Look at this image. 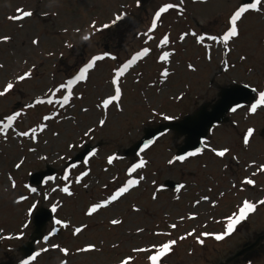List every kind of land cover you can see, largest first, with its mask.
Masks as SVG:
<instances>
[{
    "label": "rangeland",
    "instance_id": "rangeland-1",
    "mask_svg": "<svg viewBox=\"0 0 264 264\" xmlns=\"http://www.w3.org/2000/svg\"><path fill=\"white\" fill-rule=\"evenodd\" d=\"M162 2L178 3L179 0H146L139 6L136 0H0V36L10 37L8 42L0 41V65H3L0 68V91L9 81L14 82L13 89L0 96V120L12 111H20L24 104L67 78L82 60L91 55L108 51L117 57L116 61L108 58L97 61L86 82L74 86L73 99L64 108L44 104L23 109V114L13 122L17 130H27L39 123L42 115L57 111V116L44 122L47 127L37 133L36 143L28 138L15 137L10 129L5 134L6 140L0 135V262L16 260L19 264L22 258L18 246L31 233L34 210L40 206L51 209L53 204L58 205L54 217L67 220L69 227L55 226L51 220L45 235L53 226L57 227V233L47 242L42 240L36 244V252L41 247L48 250L39 253L30 264H60L61 260L66 264H118L129 254L133 258L131 264H147L146 256L151 253H133V247H147L158 241L175 239L193 229V236L178 241L173 251L162 258L163 264H219L249 244L254 236L264 233V206H257L222 240L202 237V245L195 240L201 232H222L226 223L223 218L235 211L240 201L255 202L264 198V173L253 177L251 173L255 166L245 168L251 161L264 163V107L248 113L249 102L228 113L227 122L211 129L206 141L211 147L227 146L230 151L224 158H218L204 148L195 157L169 165L167 161L175 156L174 151L183 138L174 136L171 131L154 140L139 157L137 154L128 158L121 156L120 151L138 140L143 129L182 118L203 102L213 101L220 87L232 83L253 87L264 84V7L260 12L249 11L238 22L240 35L229 41V53L223 52L222 44L205 41L211 45V59H208L203 45H197L191 36L181 42L179 33L192 30L199 34L205 29L210 33L220 32L227 14L240 0H184L182 13L169 10L162 14L157 28L149 34L153 39L145 45L143 33ZM17 8L30 11L32 15L20 21L8 19L17 14ZM120 11L129 18L125 15L121 21L112 24L113 15ZM92 21L98 28L103 23L110 26L93 33L88 41H82L81 36L92 31L89 27ZM165 32L170 37L169 45L157 49L155 45ZM32 39L39 43L32 45ZM66 44L72 47H66ZM144 46L149 47L151 53L137 61L120 80L123 95L119 103L123 111L117 112L114 105L107 109L97 108V102L111 91L112 68ZM161 50L173 53L169 63L157 60ZM240 55H245L246 59L240 61ZM225 62L229 65L227 70L224 69ZM188 64H192L194 70L189 69ZM33 65L36 67L31 78L16 83L15 76ZM165 68L169 75L161 82L159 72ZM77 93L80 99L75 98ZM62 94L58 93L56 98ZM84 108L87 111H81ZM154 109L156 114H153ZM164 116L170 119L166 120ZM105 117V125L99 126L98 120ZM87 127H94L95 131L90 137H83L82 132ZM248 128H252L253 133L245 146L242 133ZM53 132L58 135H52ZM68 143L75 146L68 149ZM85 143L100 145L95 147L97 152L89 158L87 165L82 161L69 169L72 195L60 192L59 188L65 184L60 177L67 160ZM30 147L36 151L29 152ZM113 154L118 158L108 164L106 158ZM232 155L237 156L238 163L231 160ZM40 156L46 159H39ZM60 156L63 159H59ZM21 157V167L14 168ZM141 158L147 163L131 178L143 176L144 179L117 201L90 217L85 216L88 204L105 198L120 186L129 178L127 167ZM47 164L56 168L53 179L39 186L29 184L30 173L44 169ZM85 170L88 175L76 184L75 176ZM9 175L16 182L15 188L11 186ZM113 176L118 179L113 181ZM244 176H249L255 183L245 185L244 191H240L239 181ZM164 178L179 181L184 187L179 192L163 189L161 182ZM25 184L36 187L37 193L27 192ZM153 192H156L155 200L152 199ZM221 192L224 193L222 197ZM43 193L48 194L47 200ZM18 195H26L28 199L17 204ZM202 195L209 196V201L194 204ZM212 201L216 204L213 205ZM32 203L36 207L28 214L27 208ZM133 205L140 211H132ZM189 213H195V219H189ZM180 217L184 219L180 220ZM111 219H119L121 224L111 225ZM25 221L27 226L21 228ZM81 223L87 227L73 236L72 228ZM173 223L175 229L167 227ZM207 223L209 225L205 226ZM137 228L143 231L137 233ZM20 231L23 235L15 238ZM156 232L169 235L156 236ZM5 236L13 238L5 239ZM87 243L95 244L96 249L75 251ZM51 244L66 248L68 254L52 249ZM248 254H251L250 260L244 261ZM228 264H264V240Z\"/></svg>",
    "mask_w": 264,
    "mask_h": 264
},
{
    "label": "snow or ice",
    "instance_id": "snow-or-ice-1",
    "mask_svg": "<svg viewBox=\"0 0 264 264\" xmlns=\"http://www.w3.org/2000/svg\"><path fill=\"white\" fill-rule=\"evenodd\" d=\"M184 0H179L178 3L173 2H162L159 7L156 8L154 11V14L151 17V23L147 28V31L143 33V35L146 37L144 40V44L147 45L148 41L153 39L152 35H149L152 33L156 28L158 21L161 19L162 14L167 13L169 10H177V14H180L184 11L182 5ZM137 5L141 3V0H136ZM262 7H264V0H240L239 4L234 7L233 10H231L226 18L225 23L218 33H210L207 29L202 30L199 34H197L196 31L188 30V31H182L179 33V41L183 42L187 36H191L194 38L195 43L197 45H203V48L205 49V56L208 59H211L210 56V48L211 45L209 43H205V41L208 42H214V43H220L223 45V52L225 54L229 53L231 49L229 48L228 44L229 41L235 40L239 38L240 31H239V25L238 22L243 18V16L251 12H260ZM16 15L8 17V19L12 21H20L24 18L30 17L32 13L30 11H25L20 8L16 9ZM47 15V14H45ZM126 15L125 12L120 11L118 14L113 15V19L111 21L112 24H115L117 21H121V19ZM109 23H103L98 27H96V22L92 21V23L89 25L90 29L92 30L90 33L84 34L81 36L82 41H88L90 39V36L100 31L101 29H107L109 28ZM75 31L79 32V29H76ZM137 35H140V33H137ZM10 40V37L0 36V41L8 42ZM170 37L167 32L163 33V35L159 38L158 43H156L155 47L157 49H162V46L169 45ZM39 42L37 39H32L31 44L37 45ZM66 47L71 48V44H66ZM151 53V49L147 46L139 48L138 51H135L130 58L124 60L123 62H117V65L114 66L111 70V78H110V85H111V91L110 93L100 99L96 107L107 109L110 105H114L115 110L117 112L123 111V108L119 101L122 98L123 92L122 88L120 86V80L125 75L128 70L137 63V61L147 57ZM173 53L171 51L167 50H161L157 56V60L164 63H169V58ZM51 55V53H49ZM105 58H108L110 60L116 61L117 57L112 55L108 51H103L100 54H93L90 56V58H87L85 60H82L79 64V66L75 69L73 73H70L67 78H64L61 80V82L55 84L52 88L48 89L47 92L42 93V95L36 96L34 99L31 100L30 103H26L23 106V109H29L36 105H58L59 108H64L66 105L70 103V101L73 99L74 94V86L78 85V82H86L88 79V76L90 75V70H94L95 63L97 61H103ZM240 61H244L246 59L245 55H240L239 57ZM3 65H0V68H2ZM36 65H33L31 68H29L26 71H23L22 74H18L15 76L14 80L16 83L22 82L26 79H30L33 71L35 69ZM187 67L189 69H193L192 64H188ZM229 65L227 62L224 63V69L227 70ZM169 75L168 70L165 68L159 72V77L161 82L164 81V79ZM137 76H139V73H137ZM14 87V82L9 81L5 84L3 87V90L0 91V96H4L6 93H8L10 90H12ZM244 88L250 89L252 95L248 96V100L250 101L249 106H247V112L248 113H255L258 108L264 107V84H259L255 87L251 86L250 84L243 85ZM62 92L63 94L57 97V94ZM76 99H80V94L77 93L75 95ZM177 100L180 99L179 96L176 97ZM243 107L241 104H235L234 107L230 108L229 111L235 112L237 109ZM23 109L20 111H12L11 114L4 115L3 119L0 120V135L4 136V139H7V136L5 135L7 131L10 129L13 135L17 138H28L33 143H36L38 141L37 133L42 132L46 127L47 124L44 123L46 121L51 120L53 117L57 116V111H52L50 114L42 115L39 120L40 122L37 123L35 126L28 127L27 130H17L15 127H13V122L20 117L23 114ZM81 111H87L86 108L81 109ZM153 114H156L155 109L153 110ZM164 119H170L168 116H164ZM106 123V117L101 118L98 120L99 126H104ZM95 129L94 127H87L86 130L82 132L83 137H90V134L94 133ZM211 131V130H209ZM253 133L252 128H248L245 132L242 133L243 137V144L245 146L249 143V138ZM52 135H58V133L53 132ZM153 139L145 140L140 148V151L137 152V156H140V153L143 152L145 149H147L154 141ZM201 147H196L193 151L184 152L183 155H175L171 159L167 161L169 165L173 164L174 161H180L183 162L186 157L196 156L197 154L201 153L202 147L207 148L211 153H213L218 158H224L226 154L229 153L230 149L227 146L224 147H211L205 139H201L200 141ZM75 145L73 143H68L67 148L72 149ZM29 152H35V148H29ZM97 152L96 148H92L90 151H87V155L83 157V163L87 165L88 160L90 157L94 156ZM39 159H46L44 156L38 157ZM114 154L107 156V163L112 164L113 160L116 159ZM59 159H63L62 156L59 157ZM232 161H236L238 163L237 156L232 155L231 156ZM23 163V157L20 158V161L15 163L13 165L14 168L19 169ZM146 161L141 158L138 160V162L131 163L129 167L126 169V174L129 178L125 179L123 183L116 187L113 191H111L109 194L106 195L105 198H102L98 201L91 202L88 204L86 211H84L85 216H92L95 214L99 209H102L106 206H109L113 202L117 201L118 198L122 197L124 194L128 193L130 189H132L134 186H136L140 180H143V176H139V179L131 178L135 171L137 169L143 168L146 165ZM255 166V171L251 173V176H255L257 173H264V163L257 164L255 161H251L248 164L245 165V168H250ZM77 167L76 163H69L64 169H63V175L60 177L61 180L65 181V184L63 187L59 188L60 192L66 193L68 195H72V193L69 190V184L72 183V181L69 179V169ZM225 168H227V164L224 165ZM88 175V171H81L78 175L75 176V183L80 184L83 177H86ZM9 181L11 182L12 188L16 187V182L12 178L11 175L8 177ZM53 177L48 176L45 177V181L52 180ZM113 181H116L118 177L113 176ZM241 188L240 191H244L245 185H254L255 181L250 178L249 176H244L239 181ZM85 188L88 187L87 184L84 185ZM184 185L177 184L176 191L179 192L181 188H183ZM233 188L236 187L235 184L232 185ZM24 188L29 193H37L36 187H31L28 184L24 185ZM56 189H53L55 191ZM157 191H160V188H157ZM211 191V189H209ZM219 195L222 197L224 193H219ZM43 198L45 200L48 199V194L43 193ZM178 198V197H177ZM28 199V196L26 195H18L16 197L15 203L19 204L22 201H25ZM152 199H156V192L152 193ZM200 201H209V196L202 195L199 197V200L194 201V204H198ZM212 204L215 205L216 201H212ZM257 206H264V198L257 199L255 202H251L248 199H244L239 202L238 207L235 211H233L231 214L226 215L223 219L226 222L224 230L220 233H211V232H201L199 236L195 237L197 244H203L204 240L202 237L212 236L216 241L222 240L224 237L228 236L230 233L234 231L236 226L240 224L241 221H244L248 214L253 213ZM36 207L35 203H32L31 206L27 208V213L31 214L33 212V209ZM58 205L53 204L51 207L52 212H56ZM132 211L137 212L140 211V209L136 208L135 205L132 207ZM189 219H195V213H189L188 215ZM184 217H180V220H183ZM109 223L111 225H120L121 220L119 219H111L109 220ZM52 224L55 226H61V227H69V222L67 220L58 219L56 217L52 218ZM27 226V221L24 222V224L21 225V228H24ZM51 227L50 231L47 232V235L43 236V240L47 242L50 237H52L54 234L57 233V227ZM87 227V225L81 223L79 226L72 228V235L76 236L77 234L81 233L82 230H84ZM170 229H175L176 224H169L167 225ZM137 233L142 232L143 230L141 228L136 229ZM195 232V229L192 231L186 232L183 235L177 236L175 239H168L165 241H158L153 244L148 245L147 247H133L132 252L133 253H151L146 256L147 264H163L162 258L166 255L170 254L173 251V246L177 244L178 241H183L186 237L193 236ZM23 235V232L20 231L15 238H19ZM156 236H168L169 233L167 232H156L154 233ZM5 239H12L11 236H5L3 237ZM50 247L52 249H57L60 253H63L65 255L68 254V250L63 247H59L57 244H51ZM96 249L95 244L93 243H87L84 245V247H77L75 251L77 253L81 252H89ZM47 248L41 247L39 249V252H32L31 255L27 256L26 259L19 260V264H30V262L34 261L36 257L39 255V253L47 251ZM132 256L126 255L123 259H120L118 261V264H131L132 262ZM60 264H66V261L61 260Z\"/></svg>",
    "mask_w": 264,
    "mask_h": 264
},
{
    "label": "water",
    "instance_id": "water-1",
    "mask_svg": "<svg viewBox=\"0 0 264 264\" xmlns=\"http://www.w3.org/2000/svg\"><path fill=\"white\" fill-rule=\"evenodd\" d=\"M252 93L250 89L243 87V84H230L228 86L220 87L217 93V98L214 102H205L193 113L185 115L182 119L172 122H165L156 125L155 127L145 128L144 135L129 148L125 149L123 153L133 154L139 152L145 140L157 137L162 131L173 130L176 136H183L182 144L177 148V154L183 155L184 152L193 151L196 147H201L200 141L203 139L207 131L213 125L228 120L225 115L230 108L235 104H243L249 102L248 96ZM91 147L86 145L84 149L78 152L69 163H75L87 155ZM68 163V164H69ZM53 169L46 166L45 170L34 172L30 176V182L39 183L43 178L53 175ZM164 184L168 186H175L170 180H165ZM52 213L50 210L39 207L33 215V230L30 234V240L20 246L22 255L27 258L32 252H35L34 242L43 237L46 222L51 219ZM264 239V233L257 235L254 240L237 251L234 255L227 258L224 262L219 264H228L234 257L241 256L246 251L254 249L261 240ZM0 264H12L11 261L0 262Z\"/></svg>",
    "mask_w": 264,
    "mask_h": 264
},
{
    "label": "trees",
    "instance_id": "trees-1",
    "mask_svg": "<svg viewBox=\"0 0 264 264\" xmlns=\"http://www.w3.org/2000/svg\"><path fill=\"white\" fill-rule=\"evenodd\" d=\"M250 256H251V254H248V255L245 257V259H249Z\"/></svg>",
    "mask_w": 264,
    "mask_h": 264
}]
</instances>
